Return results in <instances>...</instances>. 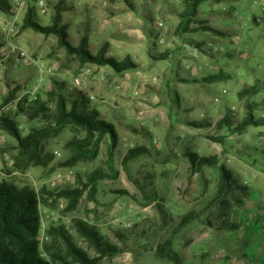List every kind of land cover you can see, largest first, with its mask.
Wrapping results in <instances>:
<instances>
[{
	"label": "rangeland",
	"instance_id": "374dc122",
	"mask_svg": "<svg viewBox=\"0 0 264 264\" xmlns=\"http://www.w3.org/2000/svg\"><path fill=\"white\" fill-rule=\"evenodd\" d=\"M251 1H212L199 6L198 20L222 32V36L202 30L181 38L175 36L183 0H50L46 15L36 12V21L50 26L54 6L60 3L67 41L77 47L86 36L92 54L108 44L107 56L118 61L130 56L138 68L123 74L108 67L81 64L67 53L56 35L22 29L20 25L13 41L54 71V75L46 77L40 99L47 100L53 79L64 82L67 95L78 90L88 98L93 96L89 98L91 107L99 111L100 118L113 124L118 134L112 163L107 136L95 160L62 167L69 156L64 146L72 137L65 130L46 143L45 152L53 155L48 166L21 169L16 164V140L0 130V182L32 189L50 204L39 205L38 238L46 255L64 251L63 244L48 234L51 228L64 227L79 248L90 257L96 256L75 229L74 221L79 219L96 227L120 249L119 254L98 264H173L155 254L165 240L171 241L181 264H240L244 249L241 246L235 250L237 229L221 228L232 219L221 215L220 205V200L231 202V196L223 194L217 199L220 165L196 173L183 153L191 150L199 157L216 156L219 164L240 182H246L250 192L261 185L264 146L258 138L264 133V123L250 126L239 136H231L226 128L217 129V122L226 113L232 116L234 125L243 119L245 102L238 99V92L253 85L256 78L264 80V22L249 26L250 19L261 14ZM236 12L243 16L238 17ZM158 20L168 27L167 32L160 31ZM9 21L10 16L0 10V32ZM220 72L227 77L202 82ZM37 78V70L20 63L14 53L0 55V105L5 103L8 91L15 93L7 104L26 92ZM75 78L82 81L80 87L74 85ZM263 99L264 93L260 92L249 100L258 104L253 110L257 121L263 113ZM16 112L17 109H8L5 114L15 117ZM16 119L22 136L46 124L39 119L28 122L22 115ZM201 119L211 126L189 125ZM220 136L223 142L213 139ZM136 146H146L149 154L132 160L124 170L122 159ZM96 170L109 176L117 171L118 175L98 182L94 201L90 186H86L73 211L67 210V200L54 201L42 193L43 188L55 193L80 188ZM246 170L249 171L243 173ZM189 212L198 218L180 228L181 218Z\"/></svg>",
	"mask_w": 264,
	"mask_h": 264
},
{
	"label": "trees",
	"instance_id": "16d2710c",
	"mask_svg": "<svg viewBox=\"0 0 264 264\" xmlns=\"http://www.w3.org/2000/svg\"><path fill=\"white\" fill-rule=\"evenodd\" d=\"M127 2V0H125ZM224 2L227 0H183L184 9L179 14L178 24L173 32L177 37H183L185 34L204 31L216 36H222L223 33L206 26L198 20V8L204 2ZM130 6V5H129ZM55 12L50 26H41L35 19L36 14L29 9L23 20L21 28H31L32 30L44 34H54L59 42L66 48L67 53L78 60L81 64H94L97 67H108L116 74H123L138 68V65L130 56L123 60L107 56V46L104 44L101 49L92 54L89 50L88 37L84 36L77 47H73L67 41L65 25H61V7L60 3L54 6ZM131 8V6H130ZM10 5L5 0H0V10L10 14ZM196 24L197 26H192ZM5 36L0 32V48L5 44ZM197 48L203 49L199 44ZM166 57V56H162ZM162 58V59H164ZM227 76L223 73H216L203 78L202 82H214L225 79ZM197 83V80H194ZM53 88L47 93V100L42 101L40 95L36 99L29 101L24 97L17 104L15 117L7 116L5 113L0 115V130L5 132L17 142L18 157L16 164L21 169L29 166L46 167L53 161V155L45 152L46 143L60 135L63 131L69 130L72 133L71 139L65 144L64 148L69 153L68 158L62 164V167H75L82 162L95 160L101 149L103 139L109 136L110 143L108 155L110 163L113 162L114 153L117 148L118 134L113 124L100 118L99 111L91 107L88 96L78 90L71 94H65V83L58 80H52ZM264 93V80L256 78L251 86L244 87L238 92V99L244 101L245 114L243 119L236 125L232 123V116L226 113L218 122L217 129H228V134L242 135L252 125L264 123L257 121L253 116V110L258 106L251 103V97ZM15 91H8L0 109L7 104V101L13 97ZM264 100V99H263ZM53 105V109L50 107ZM22 115L28 122L37 119L45 121V126L33 128L28 134L22 136L16 117ZM194 128H205L211 126L205 119L189 124ZM215 141L223 142V137L213 138ZM149 150L146 146H136L130 148L122 159V167L127 169L129 162L141 156L148 155ZM187 159L191 171L202 173L204 168H211L220 165L222 175L217 185V199L223 194L231 196V202L220 200L221 215L228 218L234 207H242L245 200L250 195V190L246 183L240 182L224 165L219 164L216 156L199 157L196 152L187 150L183 153ZM112 166V164H111ZM117 171H113L111 176L96 170L90 174L85 184L80 188L64 189L58 192H46L43 188L42 193H46L54 201L63 198L68 202V211H73L81 199L86 186H90V198L94 201L97 191V184L106 178H116ZM125 193V192H121ZM48 206L47 200H41L39 195L29 188H16L4 181L0 182V264H98L102 259L113 257L120 253L117 245L107 241L97 230L96 227L86 223L83 220H75V229L94 249L96 256L90 257L87 252L79 248L70 233L64 227L51 228L48 231L56 241H60L64 246L63 252L50 253L46 255L40 249L39 231L40 214L39 205ZM52 205V204H51ZM198 218L194 212L185 214L179 223L183 228L191 221ZM237 224L225 222L221 226L224 230L237 229ZM264 228V224H263ZM48 248L46 251L48 252ZM160 259L167 260L173 264H181L180 257L172 247L170 240L160 243L155 252Z\"/></svg>",
	"mask_w": 264,
	"mask_h": 264
},
{
	"label": "built area",
	"instance_id": "2783aa9c",
	"mask_svg": "<svg viewBox=\"0 0 264 264\" xmlns=\"http://www.w3.org/2000/svg\"><path fill=\"white\" fill-rule=\"evenodd\" d=\"M10 5V21L7 27L4 29L5 44L0 48V55L2 57L7 56L10 53H14L18 61L26 66L34 67L37 70L38 78L36 82L23 94L16 97L12 102L3 106L0 109V115L5 113L8 109H17V104L24 98L27 97L29 101L36 99V96L40 93V90L45 82L47 76L54 75L53 68L46 65L44 62L35 59L27 50L18 46L14 41L13 37L18 33L20 25L23 23L26 14L29 9H32L34 13L38 11L42 15H46L50 10V0H5ZM251 4L260 9L261 14L251 18L252 22L249 26H259L264 22V0H252ZM246 23H244L245 25ZM157 27L162 32H167L168 27L160 20L157 21ZM161 43H164V40H160ZM75 86L80 87L83 83L79 78L73 80ZM90 99H93V96H89ZM218 101V99H216ZM263 113L259 121L264 122V100L262 102ZM259 141L264 146V133L259 135Z\"/></svg>",
	"mask_w": 264,
	"mask_h": 264
},
{
	"label": "crops",
	"instance_id": "0c3cea01",
	"mask_svg": "<svg viewBox=\"0 0 264 264\" xmlns=\"http://www.w3.org/2000/svg\"><path fill=\"white\" fill-rule=\"evenodd\" d=\"M240 14L243 16V13L236 12L238 17ZM247 171L249 170L243 173ZM260 181L259 187L251 189L243 208L234 207L230 215L232 223L238 226L239 238L235 244V250L239 251L241 246L244 249L240 253V264H264V178Z\"/></svg>",
	"mask_w": 264,
	"mask_h": 264
}]
</instances>
